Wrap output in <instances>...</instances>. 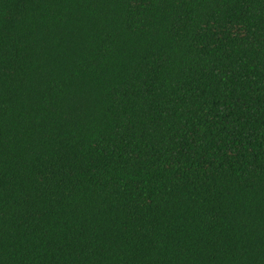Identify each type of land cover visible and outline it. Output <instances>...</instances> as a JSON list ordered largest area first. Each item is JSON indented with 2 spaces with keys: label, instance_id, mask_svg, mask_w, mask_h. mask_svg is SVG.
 I'll list each match as a JSON object with an SVG mask.
<instances>
[{
  "label": "trees",
  "instance_id": "trees-1",
  "mask_svg": "<svg viewBox=\"0 0 264 264\" xmlns=\"http://www.w3.org/2000/svg\"><path fill=\"white\" fill-rule=\"evenodd\" d=\"M0 264H264V0H0Z\"/></svg>",
  "mask_w": 264,
  "mask_h": 264
}]
</instances>
